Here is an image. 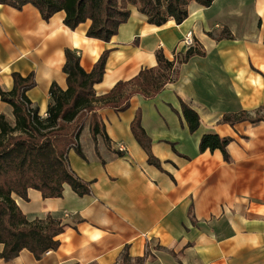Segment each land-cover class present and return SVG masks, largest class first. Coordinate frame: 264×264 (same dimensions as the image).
Segmentation results:
<instances>
[{"label": "crops", "instance_id": "1", "mask_svg": "<svg viewBox=\"0 0 264 264\" xmlns=\"http://www.w3.org/2000/svg\"><path fill=\"white\" fill-rule=\"evenodd\" d=\"M130 8L128 21L105 42L87 36L90 21L75 30L66 26L64 11L45 20L31 4L21 10L0 4V88L13 89L14 72L34 74L36 85L27 96L42 116L51 85L68 87L67 49L79 54L87 72L111 50L103 80L94 87L97 95L157 66L160 48L170 60L184 55L188 32L206 51L181 64L177 81L155 99L136 95L124 112L99 110L111 150L98 137L97 152L89 122L84 125L87 160L74 150L69 160L81 178L93 181L91 192L79 196L65 185L61 198H44L35 189L29 201L16 197L30 220L52 214L66 224L58 249L39 260L25 249L0 264H118L125 253L130 264H264V121L221 122L226 113L264 110V0H215L210 7L191 2L184 22L170 19L162 26ZM224 30L234 38L216 40ZM180 99L200 115L194 133ZM140 107L149 111L142 126L162 170L148 163L132 132ZM1 114L14 123L13 107L0 98ZM85 133L91 138L86 144ZM206 133L233 138L231 161L220 150L200 151Z\"/></svg>", "mask_w": 264, "mask_h": 264}, {"label": "trees", "instance_id": "2", "mask_svg": "<svg viewBox=\"0 0 264 264\" xmlns=\"http://www.w3.org/2000/svg\"><path fill=\"white\" fill-rule=\"evenodd\" d=\"M215 0H0V4L21 10L25 5L36 7L43 19L49 20L60 11L66 13L65 24L75 30L90 21L87 36L109 42L118 33L119 27L131 16V6L147 17L150 24L162 26L170 19L177 24L189 16L191 2L210 7ZM233 39L229 30H224L216 40ZM111 50L102 53L93 69L87 72L81 65L77 52L67 49L64 72L67 74V89L56 82L50 87V103L47 115L27 96L36 85L34 74L26 77L13 73L14 87L10 91L0 88V98L13 107L14 123L5 114L0 115V244L3 250L0 259L10 261L27 249L36 259L49 251L57 250V237L66 224L52 214L45 219L30 220L19 207L16 197L29 201L30 189L38 190L44 198H61L65 185L79 196L91 192L93 181L81 178L71 167L69 153L74 150L87 160L81 144L84 125L89 122L92 138L98 137L111 150V139L99 110L110 108L120 113L128 110L136 95L146 100L155 99L166 86L177 81L179 66L196 56L204 57L206 51L195 42L182 56L170 60L162 48L156 51L157 66L143 68L138 75L119 81L107 93L97 95L95 85L103 80ZM181 115L191 133L200 127L199 113L180 99ZM264 121V110H241L223 115L221 122L234 126L238 123ZM135 139L148 155V163L162 170V162L152 152V140L142 126L139 108L131 124ZM231 137L206 133L200 140V151L220 150L226 161H231L228 145ZM124 155L121 150L115 151ZM132 258L124 254L118 264H130Z\"/></svg>", "mask_w": 264, "mask_h": 264}, {"label": "built area", "instance_id": "3", "mask_svg": "<svg viewBox=\"0 0 264 264\" xmlns=\"http://www.w3.org/2000/svg\"><path fill=\"white\" fill-rule=\"evenodd\" d=\"M183 41H184V43L187 45V46H194V44H195V41H194V34H193V32H188L187 34H186V36L184 37V39H183ZM47 115V114H46ZM45 115V116H46Z\"/></svg>", "mask_w": 264, "mask_h": 264}, {"label": "rangeland", "instance_id": "4", "mask_svg": "<svg viewBox=\"0 0 264 264\" xmlns=\"http://www.w3.org/2000/svg\"><path fill=\"white\" fill-rule=\"evenodd\" d=\"M138 109H139V108H138ZM140 109H141V112H142V116H143V113H144V112L149 113L148 109H146V108L143 109L142 107H140ZM87 136H88L87 133L83 134V136H82V137H84V143H85V144L87 143V142H86V141H87V138H90V136H88V137H87ZM90 141H91V138H90Z\"/></svg>", "mask_w": 264, "mask_h": 264}]
</instances>
